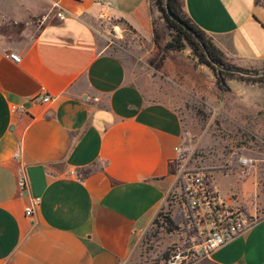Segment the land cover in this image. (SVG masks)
Instances as JSON below:
<instances>
[{
    "label": "crops",
    "instance_id": "0c3cea01",
    "mask_svg": "<svg viewBox=\"0 0 264 264\" xmlns=\"http://www.w3.org/2000/svg\"><path fill=\"white\" fill-rule=\"evenodd\" d=\"M155 1L0 0L15 24L36 19L16 37L0 33V264H126L168 197L182 194L176 168L184 124L150 89L162 78L134 72L112 51L109 26L123 29L117 20L142 38L138 49L154 41L153 18L167 27ZM181 1L230 62L264 68V0ZM157 71L179 80L205 69L183 50ZM44 92L50 104L34 100ZM13 104L24 112L12 115ZM21 170L28 194L18 190ZM211 179L229 208L256 214L245 206L249 182ZM31 198L40 207L26 216ZM196 264H264V217Z\"/></svg>",
    "mask_w": 264,
    "mask_h": 264
},
{
    "label": "rangeland",
    "instance_id": "374dc122",
    "mask_svg": "<svg viewBox=\"0 0 264 264\" xmlns=\"http://www.w3.org/2000/svg\"><path fill=\"white\" fill-rule=\"evenodd\" d=\"M8 8L15 9L13 5ZM2 10L4 8L1 7L0 33L7 32L16 37L36 24L35 18H32L34 21L30 26L15 24ZM151 10L155 12L153 8ZM116 22L123 29L109 26L112 51L122 57L134 72L142 74V68H146L147 77L155 81L162 78V86L156 81L157 84L150 85V89L167 99L184 124L185 143L176 168L180 185L185 176L198 172L209 174L211 178L217 174L236 176L240 182H249L253 191L250 205H245L246 210L251 208L255 211L253 216L256 220L264 217V81H251L247 79L250 76L244 75L229 76L226 83L230 89L222 91L215 71L206 65H203L205 71L200 76L169 80L157 71L170 53L164 51L166 41H171L174 34L167 23L166 28H161L158 20L153 18L154 41H145V47L138 49L142 38L135 36L131 28L130 32L125 31L126 23ZM184 50L196 58L190 47ZM247 70L257 72L264 68ZM242 160H248V164L243 165ZM217 185L223 193L231 187L227 183L217 182ZM164 216H169L174 222L173 230L164 223ZM158 220L126 264H165L177 248L186 249L192 245L194 232L185 218L181 192L176 191L168 197L167 207Z\"/></svg>",
    "mask_w": 264,
    "mask_h": 264
},
{
    "label": "built area",
    "instance_id": "2783aa9c",
    "mask_svg": "<svg viewBox=\"0 0 264 264\" xmlns=\"http://www.w3.org/2000/svg\"><path fill=\"white\" fill-rule=\"evenodd\" d=\"M102 1L95 0L98 3ZM55 5L60 7L59 3ZM10 58L17 64L22 61L17 53H11ZM34 100L50 104L53 98L44 92L42 97ZM10 110L12 115H17L24 112V107L13 104ZM14 157L17 158L18 154ZM241 163L247 165L248 160H242ZM71 174L74 175L75 172L72 171ZM17 184L21 194H28L30 186L24 170L18 174ZM181 186L185 218L193 229L194 238L190 247L173 251L165 264H196L244 234L257 221L245 210L229 208L220 197L209 174L198 172L187 175ZM39 207L40 199L31 198L25 208L26 216H33Z\"/></svg>",
    "mask_w": 264,
    "mask_h": 264
},
{
    "label": "trees",
    "instance_id": "16d2710c",
    "mask_svg": "<svg viewBox=\"0 0 264 264\" xmlns=\"http://www.w3.org/2000/svg\"><path fill=\"white\" fill-rule=\"evenodd\" d=\"M155 5L160 13L163 15V18L166 20L168 27L173 31V37L170 42H168L164 46L165 52H180L186 49V47H190L193 51L194 55L198 59L200 64L206 65L215 71L218 85L222 91H229V86L226 83V79L229 76H240L244 77L235 73L226 72L223 70H218L208 59L202 45L196 40V38L187 32L181 25L175 22L167 13V5H169L172 12L188 24L192 29H194L202 38L204 43L206 44L211 56L222 66L230 67V68H239L244 71H249L245 68L239 67L232 62L223 54V52L215 45L213 40L207 36V34L201 30L186 14L184 10V6L181 0H156ZM247 79L255 82L264 81V75L259 77H247ZM162 211L159 212L157 218L154 220V224L158 223L159 216H161ZM164 223L169 225V229L173 230L174 222L169 218V216H164Z\"/></svg>",
    "mask_w": 264,
    "mask_h": 264
},
{
    "label": "water",
    "instance_id": "95a60500",
    "mask_svg": "<svg viewBox=\"0 0 264 264\" xmlns=\"http://www.w3.org/2000/svg\"><path fill=\"white\" fill-rule=\"evenodd\" d=\"M167 13L170 16L171 19H173L175 22H177L179 25H181L187 32L192 34L196 40L202 45L206 55L208 56V59L210 62L218 69V70H223L226 72L230 73H235V74H240L244 76H250V77H259L264 75V70L263 71H257V72H250V71H244L239 68H230V67H225L222 66L220 63H218L210 54L206 44L202 40L201 36L194 30L192 29L188 24H186L184 21H182L180 18H178L170 9L169 5H167Z\"/></svg>",
    "mask_w": 264,
    "mask_h": 264
}]
</instances>
